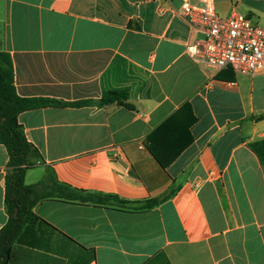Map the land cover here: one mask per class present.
Here are the masks:
<instances>
[{
  "label": "crops",
  "instance_id": "0c3cea01",
  "mask_svg": "<svg viewBox=\"0 0 264 264\" xmlns=\"http://www.w3.org/2000/svg\"><path fill=\"white\" fill-rule=\"evenodd\" d=\"M184 1L0 0L17 95L66 104L19 116L40 153L34 182L52 175L129 201L175 191L144 213L40 202L8 264H264V74L193 62ZM215 2L264 29V0ZM114 92L125 104L102 105ZM152 143L166 160L181 153L163 168ZM9 162L0 144V229Z\"/></svg>",
  "mask_w": 264,
  "mask_h": 264
},
{
  "label": "trees",
  "instance_id": "16d2710c",
  "mask_svg": "<svg viewBox=\"0 0 264 264\" xmlns=\"http://www.w3.org/2000/svg\"><path fill=\"white\" fill-rule=\"evenodd\" d=\"M14 82L15 74L11 57L8 53L0 52V144L4 145L10 154L5 189L8 221L0 229V264L9 263L13 247L22 231L27 226H35L40 221V218L33 212L34 207L40 202L60 200L99 206L110 205L122 210L144 213L163 204L174 194L175 191L171 189L158 198L129 201L116 195L90 193L73 188L58 182L52 175L44 181L27 185L25 176L27 171L33 167L31 159L39 158L40 153L28 142L24 129L19 123V116L27 111L47 106L60 107L66 104L46 99L21 98L17 95ZM126 95V92L110 93L101 101V104L115 102L125 104ZM83 104L79 103L76 106ZM171 121L167 120L151 135L154 144L162 133L170 128ZM153 143L149 146V150L163 168L173 163L181 153L182 148L166 160Z\"/></svg>",
  "mask_w": 264,
  "mask_h": 264
},
{
  "label": "built area",
  "instance_id": "2783aa9c",
  "mask_svg": "<svg viewBox=\"0 0 264 264\" xmlns=\"http://www.w3.org/2000/svg\"><path fill=\"white\" fill-rule=\"evenodd\" d=\"M179 12L191 28L186 54L193 62L237 74H264V29L252 19L236 11L221 16L215 0H186Z\"/></svg>",
  "mask_w": 264,
  "mask_h": 264
},
{
  "label": "rangeland",
  "instance_id": "374dc122",
  "mask_svg": "<svg viewBox=\"0 0 264 264\" xmlns=\"http://www.w3.org/2000/svg\"><path fill=\"white\" fill-rule=\"evenodd\" d=\"M35 170H37V169L33 168V169H30L27 171L29 174V178L26 181L27 184L36 183V182H34L35 180H33V177H35L36 174H39L41 169L37 170V171H35ZM36 172H38V173H36Z\"/></svg>",
  "mask_w": 264,
  "mask_h": 264
}]
</instances>
